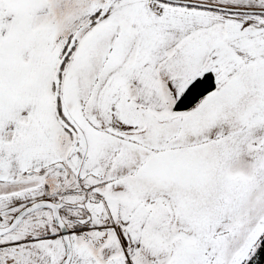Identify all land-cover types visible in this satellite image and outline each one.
<instances>
[{"label":"snow or ice","instance_id":"1","mask_svg":"<svg viewBox=\"0 0 264 264\" xmlns=\"http://www.w3.org/2000/svg\"><path fill=\"white\" fill-rule=\"evenodd\" d=\"M0 264H264V0H0Z\"/></svg>","mask_w":264,"mask_h":264}]
</instances>
